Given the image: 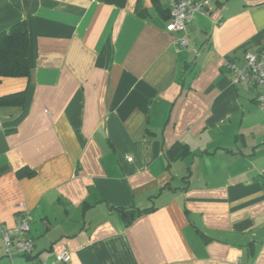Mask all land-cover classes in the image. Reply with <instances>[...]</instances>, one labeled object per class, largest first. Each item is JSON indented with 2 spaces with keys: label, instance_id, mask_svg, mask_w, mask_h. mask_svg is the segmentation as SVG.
Here are the masks:
<instances>
[{
  "label": "crops",
  "instance_id": "1",
  "mask_svg": "<svg viewBox=\"0 0 264 264\" xmlns=\"http://www.w3.org/2000/svg\"><path fill=\"white\" fill-rule=\"evenodd\" d=\"M209 1L176 49L170 0H0L31 65L0 78V225L32 216L15 264H264L260 88L224 66L264 59V0Z\"/></svg>",
  "mask_w": 264,
  "mask_h": 264
},
{
  "label": "built area",
  "instance_id": "2",
  "mask_svg": "<svg viewBox=\"0 0 264 264\" xmlns=\"http://www.w3.org/2000/svg\"><path fill=\"white\" fill-rule=\"evenodd\" d=\"M209 5V0H170L171 21L166 29L170 33L180 34V37L174 41L176 49L189 45V27L197 14H206ZM224 66L232 73L235 82L260 88L257 104L264 112V59L255 52H246L242 65L227 59ZM31 221L32 216L27 212L18 215L13 226L0 225V239L10 264H15L14 259L17 255H30L34 249V242L29 237ZM70 259L71 255L65 251L59 254L53 262H42V264L67 263ZM236 264H241V260H238Z\"/></svg>",
  "mask_w": 264,
  "mask_h": 264
},
{
  "label": "trees",
  "instance_id": "3",
  "mask_svg": "<svg viewBox=\"0 0 264 264\" xmlns=\"http://www.w3.org/2000/svg\"><path fill=\"white\" fill-rule=\"evenodd\" d=\"M30 74L29 34L20 22L0 33V78H29Z\"/></svg>",
  "mask_w": 264,
  "mask_h": 264
},
{
  "label": "water",
  "instance_id": "4",
  "mask_svg": "<svg viewBox=\"0 0 264 264\" xmlns=\"http://www.w3.org/2000/svg\"><path fill=\"white\" fill-rule=\"evenodd\" d=\"M125 215L127 216V214H125ZM130 216L133 217L132 214Z\"/></svg>",
  "mask_w": 264,
  "mask_h": 264
}]
</instances>
